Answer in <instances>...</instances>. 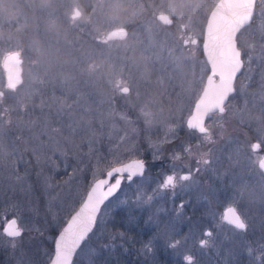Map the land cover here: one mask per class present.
Instances as JSON below:
<instances>
[{
	"label": "snow or ice",
	"instance_id": "obj_1",
	"mask_svg": "<svg viewBox=\"0 0 264 264\" xmlns=\"http://www.w3.org/2000/svg\"><path fill=\"white\" fill-rule=\"evenodd\" d=\"M78 15L76 9L70 18L74 20ZM178 19L174 12L168 16L153 12V26L145 27L141 22L143 34L135 36V44L118 49L115 56L106 49H110V42L128 38L126 26L109 32L104 39L97 38L95 45L99 51L93 56H98L109 69L97 79L92 78L91 71L87 75L82 72L89 63V58H82L71 65L69 78L40 77L21 93V77L12 82L9 75L0 86V193L7 189L14 194L0 206L3 212L0 237L7 238L11 249L19 248L23 234L32 230L22 223L25 207L15 199L18 190L25 191L23 184L28 177V169L21 174L20 165H30L29 157L40 165L46 152L51 155L45 162L54 163L57 151L66 155L60 146L61 139L80 151L87 146L89 156L94 151L93 144L104 138L116 145L131 144L132 151L138 154L136 137L122 125L138 126L141 117L145 132L156 127L173 133L159 144L149 141V147L157 149L152 154L153 160L161 159L163 144L178 138L175 129L186 128L187 138L171 150L170 170L162 173L151 194L138 185L133 202L151 205L154 198L164 194L174 198L177 188L179 192L190 191L200 185V177L211 174L232 189L228 206L212 227L223 231L228 226L231 233H245L252 226L250 208L256 204L264 206V0H225L214 4L207 24L194 35L188 34L187 26L177 23ZM174 25L176 31L172 32ZM201 51L202 61L195 55ZM20 55L17 51L16 57ZM98 82L109 85L108 95L95 92ZM177 87L181 89L175 93L177 99L186 100L183 107L173 106L171 94ZM237 97L239 105L233 103ZM165 98L167 115L162 102ZM141 100L143 103H139ZM149 108L158 111H146ZM183 111L187 112L186 117L180 115ZM237 125L254 130L255 136L243 141L234 137L227 128L232 127L234 132ZM132 131L138 137V127ZM113 156L102 178L93 173L92 183L78 209L73 207L71 195L65 201L68 218L52 237L51 251L44 250L45 264H75L82 244L104 215L105 202L123 184L144 176V159L124 164L118 156ZM103 159L97 156V165ZM48 187L61 186L49 184ZM58 197L59 193L52 199ZM188 202L182 199L175 204L176 217L183 213ZM164 212L166 208L156 207L150 219L159 222V215ZM210 215L216 219L215 213ZM259 229L256 247L264 250V219ZM173 232L171 226L162 225L158 233L172 249L181 248L191 235L176 237ZM114 235L124 236V233L118 231ZM215 235L212 228L203 229L198 247H209ZM143 249L150 252L151 242ZM246 251L253 252L251 244ZM183 259L185 264H195L192 254L184 255ZM257 260L264 262V251ZM18 264H25L23 256Z\"/></svg>",
	"mask_w": 264,
	"mask_h": 264
},
{
	"label": "rangeland",
	"instance_id": "obj_2",
	"mask_svg": "<svg viewBox=\"0 0 264 264\" xmlns=\"http://www.w3.org/2000/svg\"><path fill=\"white\" fill-rule=\"evenodd\" d=\"M217 1L27 0L25 6L23 0H13L12 6L16 8H13L14 12L10 14L16 18V21L11 24L4 23L3 18H0V86L5 83L1 61L13 51H20L23 59L21 93L30 88L40 77L58 79L71 77V65L82 58H89V63L84 65L82 72L87 75L91 71L92 78L97 79L102 73L109 71L98 56H93L94 52L99 51L95 45L97 38H102L114 28L126 26L129 31L128 38L124 41L112 42L110 49H106L114 56L118 55V49L123 48L124 45L135 44V36L143 34L141 22L145 27L153 26L151 21L153 12L167 15L174 12L179 18L177 23L186 25L188 34L194 35L206 25L212 5ZM75 9H78L81 15L73 20L70 17ZM170 31H176L175 25ZM199 43L202 48V40ZM191 54L186 53V55ZM195 55L198 60H204L201 52ZM94 90L101 96L110 93V87L105 82H98ZM180 91V87H177L171 94V99L175 102L174 107L186 105L185 99L176 97L175 93ZM56 94L60 95L59 92ZM48 95H51V87ZM162 102L164 113L167 115V99H163ZM146 111L157 112L158 109L149 108ZM180 115L186 117L187 112L183 111ZM132 119L135 120L136 116L133 115ZM141 119L138 126L122 125L128 129L130 135L136 137L138 154L132 151L131 144L116 145L104 138L93 144L94 151L89 156L87 146L80 151L61 139L60 146L66 151V155H61V152L57 151L54 163L45 162L46 157L51 155L46 152L40 165H37L36 160L31 157H29L30 165H20V173L23 174L27 168L28 177L23 184L25 191L18 190L15 199L25 207L22 223L32 230L23 234L21 245L15 250L8 246L6 237H0L2 241L0 264H18L22 256L25 264L29 261L30 264H45L44 250L51 251L52 237H55L63 221L68 218L65 201L71 195L74 200L73 207L78 209L81 198L86 195L92 183L93 173L102 178L103 170L114 158L113 154L123 163L145 158L153 163L160 162L162 172L156 173L154 168L149 167L144 178L123 185L116 198L110 200L102 209L104 215L97 221L94 231L78 252L75 264H185L183 256L188 254L194 256L195 264H264L257 260L264 250L256 247V242L260 238V224L264 219V206L256 204L250 208L249 215L254 220L247 232L231 233L228 226L223 231H217L212 226L220 219L232 194H224L222 182L215 180L211 174H207L205 181L201 180L200 185L190 191L179 192L177 188L174 198L170 199L168 194H164L154 198L151 205L133 202L138 195V185L142 186L147 194H151L152 189L162 178V173L170 170L169 165L172 162L170 160L165 167L161 159L153 160L152 154L157 149L150 148L149 141L159 144L160 141L165 140L166 135L171 137L173 133L168 132L166 128L156 127L145 132L144 117ZM133 127H138V137L132 131ZM173 127L175 128V125ZM180 130L175 129V133ZM130 151L131 155L128 154ZM97 156L104 157L99 165L96 163ZM7 175L5 171L4 176ZM4 183L6 185L7 181L5 180ZM49 184H59L61 187L50 188ZM57 193L59 197L53 200L52 197ZM13 195L7 189L0 193V206ZM182 199L189 202L185 205L183 213L176 217L174 207ZM156 207H164L166 212L159 215V222L152 219L143 223L145 228L138 229L139 236L136 238L127 231L128 229L120 228L123 221H137L140 216L142 219L144 212L150 220ZM241 207L243 208L244 205L242 204ZM200 209L203 211H198ZM210 213H215L216 219H213ZM0 215H3L2 211ZM162 225L171 226L176 237L191 234L188 242L179 249L168 247L166 241L158 235ZM2 227L3 221L0 220V232ZM205 228H212L216 235L209 247L201 248L198 247V241L202 238V230ZM156 229L158 230L155 232ZM118 231L123 232L124 236L114 235ZM144 233H147V236ZM149 242L152 248L150 252L143 249V246ZM250 244L253 247L251 254L246 251Z\"/></svg>",
	"mask_w": 264,
	"mask_h": 264
},
{
	"label": "flooded vegetation",
	"instance_id": "obj_3",
	"mask_svg": "<svg viewBox=\"0 0 264 264\" xmlns=\"http://www.w3.org/2000/svg\"><path fill=\"white\" fill-rule=\"evenodd\" d=\"M12 2H13V0H0V15H2V16H0V18H3L2 22H4V23H10L11 24V23H14L16 21L15 20L16 18L11 16L12 14H10L12 11L14 12V10H12V9L16 8L15 6H12ZM23 2H24V5L26 6L27 0H23ZM218 2H219V0L216 3H218ZM10 29H11V27H10ZM99 39H102V38H99ZM110 43H112V42H110ZM201 55H202V52H201ZM1 68H2V66H1ZM239 83H240V81L238 80L237 84H239ZM233 103L239 105L240 104V98L237 97L233 101ZM227 130L230 133H232V135L234 137H239V139L241 141H243L246 137L253 138L255 136V131L254 130H250L247 127H243V126H239V125L236 126V130L234 132L232 130V127H228ZM175 135L178 137L177 139H175L172 143H169V144L167 143V144H165V146L164 145L162 146L163 147V152L160 155H161V162L164 163L165 167L168 166L167 163L171 160V150L175 149L180 144L181 141H183V140H185L187 138V129L186 128H182L179 132L175 133ZM232 147H235V145H232ZM144 160H145L146 166H147L146 167L147 168L146 173L148 172L149 167L154 168V170H156V173L162 172V170L160 169L161 168L160 162L153 163L152 161H148L146 158ZM193 166H194V162H193ZM223 167H224V165H222L219 170L222 171ZM146 173H145V176H146ZM206 175L207 174H205L204 176L200 177V180H202V182L205 181ZM246 179H254V177H252V178L246 177ZM222 185H223V191L222 192L224 194H227V195L232 194V189L227 186L226 182L222 183ZM198 211H203V209H200ZM143 215H147L146 212H144ZM146 219L148 220V217ZM146 219L142 218L141 220L146 221V222L152 221V219H150L148 221ZM157 230L158 229H156L155 232ZM153 236L155 237L156 235H153Z\"/></svg>",
	"mask_w": 264,
	"mask_h": 264
},
{
	"label": "water",
	"instance_id": "obj_4",
	"mask_svg": "<svg viewBox=\"0 0 264 264\" xmlns=\"http://www.w3.org/2000/svg\"><path fill=\"white\" fill-rule=\"evenodd\" d=\"M224 2H225V0H219L218 3H224ZM218 3H217V4H218ZM211 10H212V9H211ZM163 15H166V14H163ZM210 15H211V13H210ZM210 15H209V16H210ZM78 16H80V12H79V15H78ZM78 16H76V17H78ZM166 16H168V15H166ZM206 21H207V20H206ZM115 29H116V28H115ZM115 29L111 30L110 32L114 31ZM108 34H109V32L106 33V35H104V36L102 37V39L106 38V37L108 36ZM201 52H202V51H201ZM20 61H22V58H21V56H20L19 58H17V57H16V52H11V53L7 54V56L4 58V60L2 61V68H3L4 73H5V81H6V79L9 77V75H11V77H12V82H15L16 79H17L18 77H21V79H22V73H23L22 63H23V61H22V62H20ZM22 82H23V79H22ZM134 160H135V159H134ZM132 161H133V160H130V161H128V162H125L124 164H128V163H130V162H132ZM146 170H147V168H146ZM137 178H142V177H137ZM137 178H136V179H137ZM126 184H129V183L126 182ZM86 192H87V191H86ZM119 192H120V191H118L114 196L110 197V198L105 202V204L103 205V207L109 202V200H112V199H113V198H114ZM78 208H79V207H78ZM102 209H103V208H102ZM95 227H96V224H95L93 230L91 231V233L88 235L87 239H88L89 236L92 234V232L94 231ZM87 239L84 241V243L87 242ZM84 243L82 244L81 248L83 247ZM81 248H80V249H81ZM79 251H80V250H79Z\"/></svg>",
	"mask_w": 264,
	"mask_h": 264
},
{
	"label": "trees",
	"instance_id": "obj_5",
	"mask_svg": "<svg viewBox=\"0 0 264 264\" xmlns=\"http://www.w3.org/2000/svg\"><path fill=\"white\" fill-rule=\"evenodd\" d=\"M143 219H146L147 216L146 215H143L142 216ZM146 221H143L141 220V216L137 219V221H123L121 223V226L120 228L121 229H128L127 231H130L129 233L134 235V238H136L138 235V229H140V227H143L145 228L144 225H142L143 223H145ZM145 235H147V233H144ZM40 264H43V263H40Z\"/></svg>",
	"mask_w": 264,
	"mask_h": 264
}]
</instances>
